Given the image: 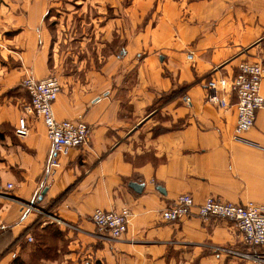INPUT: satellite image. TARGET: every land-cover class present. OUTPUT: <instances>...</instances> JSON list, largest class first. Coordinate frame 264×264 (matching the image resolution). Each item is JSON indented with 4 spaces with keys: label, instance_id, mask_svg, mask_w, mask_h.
Returning <instances> with one entry per match:
<instances>
[{
    "label": "crops",
    "instance_id": "obj_1",
    "mask_svg": "<svg viewBox=\"0 0 264 264\" xmlns=\"http://www.w3.org/2000/svg\"><path fill=\"white\" fill-rule=\"evenodd\" d=\"M134 2L154 4L156 24L126 33L123 54L108 55L99 69L60 81L53 118H79L89 137L48 178L44 127L27 117V135H14L26 96L12 94L24 75L49 73L46 1L0 0V128L12 129L0 139V264H255L224 250L262 252L241 244L231 221L192 210L170 223L160 212L181 194L195 205L214 197L264 206V111L235 141L233 96L219 109L203 88L242 61L264 71V0ZM112 21L123 37L121 19ZM109 23L100 28L105 38ZM259 93L264 98V75ZM95 208L127 209L126 232L109 239L90 222Z\"/></svg>",
    "mask_w": 264,
    "mask_h": 264
},
{
    "label": "built area",
    "instance_id": "obj_2",
    "mask_svg": "<svg viewBox=\"0 0 264 264\" xmlns=\"http://www.w3.org/2000/svg\"><path fill=\"white\" fill-rule=\"evenodd\" d=\"M192 55L187 53L186 60L191 62ZM221 66L212 69V73L219 72ZM264 71L259 63L240 62L230 74H219L209 77L203 83L205 101L219 109L228 107L226 94L234 98L235 124L232 139L241 140L242 134L253 127L254 116L257 111H264V98L259 93L260 81ZM27 100L20 105L19 117L13 130L16 137H25L28 133L27 117L41 121L46 137L50 143V152L46 163V177L52 178L59 169V159L66 157L71 149L85 146L88 142L89 127L79 118L74 120H55L52 116L51 105L60 92V84L53 75L42 79H34L24 75L21 80ZM184 105L189 104L187 96L181 97ZM6 185V189H10ZM206 220L218 218L231 221L237 229L240 242L247 247H258L262 250L256 255H244L230 250L242 258H249L255 264H264V206L251 202L234 205L223 202L218 198L208 197L201 204L195 205L189 195H178L160 212V218L165 222H178L193 214ZM90 222L104 231L109 239H118L126 232L129 211L125 208L119 211H103L95 208L89 216Z\"/></svg>",
    "mask_w": 264,
    "mask_h": 264
},
{
    "label": "rangeland",
    "instance_id": "obj_3",
    "mask_svg": "<svg viewBox=\"0 0 264 264\" xmlns=\"http://www.w3.org/2000/svg\"><path fill=\"white\" fill-rule=\"evenodd\" d=\"M45 1L46 12L42 18V27L49 36L48 75L55 76L59 84L62 79L68 77H82L85 69H99L110 54L122 55L129 42L127 34L155 25L159 15V11L154 13V4L147 6L134 2V5H131V0H109L108 3H102L101 0ZM118 17L121 19V38L115 32V22H111ZM131 17L135 18V24L132 23ZM108 20L112 27L109 38H105L100 28ZM21 80L13 87L14 97H22L21 94H25ZM128 80H132L131 74ZM0 130L3 134L12 132V129L5 125Z\"/></svg>",
    "mask_w": 264,
    "mask_h": 264
},
{
    "label": "water",
    "instance_id": "obj_4",
    "mask_svg": "<svg viewBox=\"0 0 264 264\" xmlns=\"http://www.w3.org/2000/svg\"><path fill=\"white\" fill-rule=\"evenodd\" d=\"M131 187L135 190L137 187H136V185H131ZM44 193V192H43ZM42 193V194H43Z\"/></svg>",
    "mask_w": 264,
    "mask_h": 264
},
{
    "label": "trees",
    "instance_id": "obj_5",
    "mask_svg": "<svg viewBox=\"0 0 264 264\" xmlns=\"http://www.w3.org/2000/svg\"><path fill=\"white\" fill-rule=\"evenodd\" d=\"M2 136H3V132L1 131V132H0V139L2 138Z\"/></svg>",
    "mask_w": 264,
    "mask_h": 264
}]
</instances>
